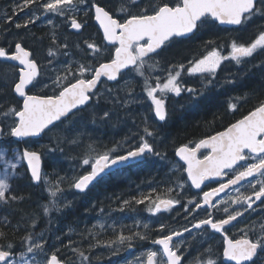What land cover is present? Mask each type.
<instances>
[{
  "label": "snow or ice",
  "instance_id": "6c2138e0",
  "mask_svg": "<svg viewBox=\"0 0 264 264\" xmlns=\"http://www.w3.org/2000/svg\"><path fill=\"white\" fill-rule=\"evenodd\" d=\"M85 4L88 5L87 10L81 9L80 6ZM33 5H38L37 11L40 14L32 12L23 23H15L16 29H27L42 15L54 14L65 18V24L79 34L86 26V21L81 22L78 19L80 12L83 11L84 17L92 12L102 29L103 41L107 42L102 48L95 42L85 40L83 43L90 54L87 63L70 60L59 67H52L53 59L61 54V49L67 50L69 45L66 42L67 37L64 38V43L59 42L55 31L58 25L49 19L47 23L53 30L49 33L52 46L47 49V57L52 59H48L46 64L38 63L34 51L25 46L24 36L14 41L12 45L0 46V63L11 64L14 70L11 91L22 100L19 105H9L6 109L0 110V141L14 137L17 138V142L24 140L25 143H29L24 138L49 135L50 138L55 137L57 143L56 148L41 145L39 150H30L27 147L9 150L7 147H0V161H3V175L0 176V204L10 206L13 202H22L30 198V194L29 196L10 194L13 191L10 181L22 178L23 174L17 169L23 161H26L30 173L28 179L34 186H40L49 197L47 203L41 205L45 217H51L53 210L63 213L71 209L72 201L67 200L63 195L62 185L68 177L60 176L55 171L53 173L44 171L42 153L63 152V149L59 148V143L62 141L72 145L80 143L83 133L75 132L73 136H68L67 133L74 128L78 116L83 111L91 109L93 123L97 118L102 122H111L115 116L117 119L114 125L118 124L120 120L117 108L127 111L130 105L143 103V100L137 98L135 80L132 78L139 76L143 78L141 87L145 99L150 101L149 111L154 113L159 121H166L169 118L166 106L169 94L178 97L182 93H188L195 99L209 86H214L217 71L225 61L240 65L257 52H264V31H260L250 43L233 40L228 55H223L219 48L213 47L206 55L194 56L187 64H171L167 68L162 67L161 62L156 59L172 44L182 39H192L202 29L209 28L217 22L242 27L253 17L264 16V0H179L177 3L163 2V0H111L106 6L90 0H47L43 3L41 0H22V3L15 6L13 12L15 14L17 9L22 11ZM5 21L10 22L11 17L6 16ZM207 43L213 44L214 41ZM108 45L114 46V54L110 55L106 62H99L98 66H95L92 61L103 57ZM75 47L79 49L80 45L76 44ZM62 54L69 55L68 51ZM42 67L44 71L41 70ZM146 69H158L165 75L163 77L145 75ZM185 74L200 77L201 88L184 85L182 76ZM86 76L90 78H85ZM45 77L50 83L45 82ZM120 80H123V84L116 90V94H113V89L106 86L103 91L97 87L106 81H116L119 85ZM3 82L9 83L7 79H3ZM225 83L235 82L225 80ZM34 89L39 92L48 89L53 94H36ZM121 91L124 93L123 96L119 94ZM247 99L248 94L231 97L228 109L236 111L241 101L246 102ZM102 100L111 106L101 109L102 115L97 117L96 109ZM142 122V135L131 133L122 140L116 141L112 147H105L103 151H97L94 144H88L87 151L80 158L79 166H90L91 170L84 175L72 176L68 186L83 195L90 190V186L107 179L120 166H125L130 161L140 164L152 157L166 159V153L155 146L156 132L150 127L147 115L143 117ZM201 149H211V151L203 159H199L197 153ZM121 151L123 154H120ZM176 154L186 163L184 171L187 172L191 186L202 191L199 200L193 196L187 201L188 205H192V209L187 205L184 206L187 214L184 218L187 220L188 216L197 214L201 209L206 214L205 218L195 220L190 227L181 230H168L166 234L164 233L167 225L161 223L159 225L161 234L152 240V244L159 246V250L149 249L128 264H182L188 248L197 244L203 245L214 239L216 234L222 238V252H217L209 243L200 254L206 256V259L197 257L189 264H217V258H226L234 264H264V223L259 226L246 225L238 229L241 233L239 238L229 235L231 229L236 227L233 222L253 210L257 201L264 205V100H260L253 110L230 124L224 131L201 139L195 147L184 144L176 150ZM178 171L179 165L174 167L173 175ZM229 173L232 174V178L226 183H219L218 187L208 191L202 190L201 186L205 181L221 178ZM245 181L247 183L244 186L251 190V194H245L238 187ZM230 187L234 189L235 196L215 201L220 193ZM184 188L185 182L177 179L175 187H168L166 192L172 193L176 189L184 191ZM156 192L157 190L153 188L151 193L123 200L119 211L123 212L127 209L130 212H138L136 205L145 204L147 201L144 210L155 215L170 212L181 203L177 198L179 192L176 197L167 198H162L158 193L153 197L152 194ZM232 205L236 207L232 208ZM100 211L103 212L104 209L101 208ZM219 216L223 218H218ZM40 218V214L33 212L24 213L15 225L8 221L7 216L0 220V225H8L13 234L20 230L25 232L19 238V245L23 250L18 254L14 242L0 244V264H92L90 250L93 248L105 246L113 249V254H116L122 248L132 249L134 242L138 243L150 238L148 223L134 221L135 227L148 230L141 232L132 231L129 226L114 221L107 226L115 234L113 238L98 239L99 232L94 233L89 229L88 235L94 238V242L89 243L87 249H82L73 247L76 242L70 236L76 230L69 227L68 243H61L60 248L48 256L46 246H54L48 239L52 230L45 228L36 232ZM52 222L51 219L48 220L49 224ZM97 227L103 231L106 225L98 222L93 225V229ZM184 233H188L189 238H185ZM7 235L3 227H0V240H5ZM61 239V236H55L57 243H60ZM61 248L71 251L76 259L73 260L72 256H67L63 260L58 258L56 253ZM37 257L43 258L37 259ZM96 259L99 260L100 257Z\"/></svg>",
  "mask_w": 264,
  "mask_h": 264
},
{
  "label": "rangeland",
  "instance_id": "374dc122",
  "mask_svg": "<svg viewBox=\"0 0 264 264\" xmlns=\"http://www.w3.org/2000/svg\"><path fill=\"white\" fill-rule=\"evenodd\" d=\"M91 1L92 0H90V2ZM102 1L104 3L111 2V0H100V2H102ZM43 2H47V0H41V3H43ZM19 3H22V0H0V27H5L3 29L6 32H12V33H14V35L16 37H20L22 32H24L25 35H28V37H30L31 44L33 45L34 48L37 49V52L42 59L51 58V57H47V49L52 45H51V43L45 42L46 41V39H44L45 37L44 38L42 36L37 37L38 36L37 31H29V30L26 31V29H23V28L22 29H16L15 23H17V22L21 23L20 20L21 19L25 20L29 15L32 14V12L35 11L37 13V15L40 14L37 11L38 5H33L30 8H25L22 11L17 9L15 14H14L13 9ZM80 7H81V9L86 10L88 8V5L85 4V5H81ZM81 12L78 16V19H81L83 22L86 21L89 23L88 29L83 33L77 34L76 32L72 31L70 26L65 24V22H64L65 18L55 16L54 14L42 15L41 18L38 21H36L35 24H33V26H39V27H41V26L43 27V25L50 26V25H48L47 21L49 19H52L54 21V23L56 25H58V27L55 29V31L57 32V35L59 37V42L64 43L65 42L64 38L67 37L66 42L68 43L69 48L67 50L61 49V54L57 55V57H56L57 59L58 58H65V59H69V60H74L73 58H84L83 59L84 61L80 60V62L81 63H87L88 59L90 58V54L88 53V50L86 49V46L83 43L85 40H88L89 42H95L98 45H100L102 48L105 47L106 42L102 40L103 35L100 32H98L92 26L93 23H92L91 14L89 13V15L87 17H84V15L82 16ZM6 16L11 17L10 22L5 21ZM15 16H16V18L14 19L13 17H15ZM83 17L85 20L83 19ZM6 28H14V29L9 30ZM28 28H33V27H32V25H30ZM20 31H22V32H20ZM260 31H264V16H257V17L252 18V20L247 25L242 27L241 29H237V30L232 29V30H229L227 32H223V34L220 36L219 40L215 41L213 44L204 45L203 47H201L200 45H196V47H194L192 50H190V52H188L186 54H181L180 50H178L179 47H177L176 44H174V45L172 44L168 48L166 53L165 52L163 53V58H160V59L158 58V60L161 62V66L164 68H167L171 64H179V63L187 64L188 60L192 59L194 56L201 57L203 55H206L207 52L211 51V49L213 47L219 48L223 55H228V53L230 52V45H231V42L233 40H237L238 42H242V43L247 44V43H250L252 40H254ZM50 32H51V28H50ZM31 36L34 38V41H33V38ZM76 44L80 45L79 49L75 47ZM172 49H173V52H175L174 56L168 57L167 52L171 51ZM64 51H68L69 55H67V56L63 55L62 53ZM113 54H114V47L108 45L107 48L105 49V55L103 57L99 58V60H93L92 63L95 66H97L99 62L107 61L109 56L113 55ZM164 59H165V61H164ZM255 68L257 69V71H259V70L263 71L264 70V52H257L256 54L253 55V57L248 58L247 60H245V62H243L240 65H236L233 62L225 61L221 65V68L217 71V75L215 78L217 80H219L220 84H222L224 86V85H226L225 80L230 78L229 80L234 81L235 80L234 78H237V79L239 78L238 73H240V72H238V71L241 70V74H243L241 77L245 78V77H247L245 75V72L248 70H254ZM149 74H151V76H153V74H155V76H161V77H163L165 75L164 72H161L158 69H156V70L146 69L145 75H149ZM132 78H134V80H135V93L138 94L137 98L140 99L141 94H142L140 90L142 89V87L140 90L138 89V87L142 85L141 83L143 82V78H141L139 76H134ZM182 79H183L184 85H186V86L195 87L197 89L201 88V78L198 76H187L185 74L182 76ZM122 84H123V81H122V83H120L115 88H111L107 85H104L100 90L103 91V88L106 86L109 89H113L114 90L113 94H116V90L119 89ZM142 92H143V90H142ZM119 94L121 96L124 95V93L122 91L119 92ZM170 96H172V99H171L172 111L171 112L173 114L174 119H176V121L184 118L186 116V114L190 113L189 108L192 106L193 101L198 100V98H199V97H197L194 99L188 93H182L178 97L175 96L174 94H170ZM144 99H145V97H144ZM145 100H147V99H145ZM143 105L146 106V102H144ZM138 106L139 105H137V104H133V105H130L129 108L127 109V111H125V112H124V109L117 111L119 120H122L121 126H120V122L116 125L110 126L107 124V122H102L99 118H97L96 122L93 123L91 114H88L86 116H80L79 117L80 120H87V123H85L83 125V129L81 128V129H75L74 130L76 132L83 133L81 140H80V143L77 145H72V144L64 141L63 145H61L59 143V148L63 149V152L57 151L55 154H50V153L44 152V156L47 157L48 159H50V161H51L50 162L51 170L49 173H53L55 171V173H58L60 176L68 177V179L62 185V187L64 188L63 195L67 200L74 202V200H71L72 194H74V196H73L74 199H77V198L84 195V194L83 195L78 194L74 189L70 188L68 185L71 183V177L72 176L83 175L84 173L91 170L90 166H83V167L79 166L81 163L80 158L87 151V145L88 144H90V143L94 144L97 151H103L105 149V147H112V145L116 141H120L125 137V136H120L118 132L122 131V130H127L128 125H130V123H132L133 126H135L133 130L134 131L137 130L138 134L142 135L143 134V132H142L143 122H141V121L145 115L148 116L150 127L152 128V130L154 132H156V136H159L158 135L159 131L156 130V128L153 126V122L151 120V115L147 114L145 112V109L141 110ZM105 108H108V106L103 104L102 102H100L99 107L96 109L97 117L102 115L101 109H105ZM116 119H117V117H116ZM116 119L113 118V121H111L110 123L114 122ZM106 128H108L110 130V132H107ZM74 131L73 130L69 131L70 133H67V135L73 136ZM161 139L162 138H159V141ZM162 142L160 144H158L160 151L166 150L167 152L170 153L171 149L169 150V148L167 146L168 144H166L167 141H162ZM164 142H165V144H164ZM67 144H68V146H66ZM47 146H50L52 148L57 147V146L55 147L53 144H51V145L47 144ZM177 148H178V145L174 148V150H176ZM11 149H14V148H11ZM15 149H18V148H15ZM73 157H75V159H73ZM60 162H62V166H59ZM22 163H25V162L23 161ZM54 165H55V168H54ZM171 165H172V168L174 169L175 166H177V165L180 166V161L178 159L177 160L172 159ZM17 171H18V169H17ZM2 175H3V161H0V176H2ZM55 178H56L55 175H53V179H55ZM10 183H11V181H10ZM241 191L243 192V190H241ZM178 192H179V196L177 198L180 199L181 203L176 205L172 211L158 213L155 215L152 213H149L147 211H146V214L144 216H141L139 214L137 220L141 221L142 223H148L150 226V238L148 240L141 241L138 243L134 242V247L132 249L125 250L122 248L116 254H113V249H109L105 246H99V247L93 248L90 250L91 251L90 259L92 260V264H128V262L133 261V259L135 257H140L141 253L147 252L149 249L159 250V246L152 244V240H154L155 238H157L158 235L161 234L159 232V225L161 223H164L167 225V228H166L164 234H166L168 230L175 229V227L177 226V224L173 222L174 221L173 218H174L175 214L177 212L178 213L184 212V206L185 205H187V207L189 208L187 201L192 198V194H190V191L188 189L187 181L185 182L184 191H180L178 189ZM235 195H236V193L233 195H230L229 197L235 196ZM226 199H228V198H226ZM101 208L102 207L96 208L95 210H93V209L91 210V214L94 215V218H93L95 220L94 223L89 224V222L87 220H85V221L83 220L82 224L83 223H85V224L80 226L78 230L75 229L76 231L72 235L76 234V236H74V239H72V240L75 241L76 243L73 244V247H80L82 249H87L89 243L94 242V238L92 236L88 235L87 230L92 229V231L94 233L99 232V235H103V234L108 233L107 231L110 228H108L107 226L111 225L114 221L117 224L129 226L132 229V231H141V232H147L148 231V230L143 229L142 227H140V228L135 227L134 221H136V220L130 218V216L127 212L122 213L121 211H119V208H115L112 210L107 209V208L106 209L103 208L104 209L103 212L100 211ZM53 211H54V213L51 214V217H45V223L47 224V226L43 227V229H45V228L51 229L52 227H49L48 220L51 219L53 221L51 223V226H52V225L56 224L57 217L59 215L61 216L64 214V212L58 213L55 210H53ZM181 217H183V220H185V218H184V216H182V214H181ZM98 222L105 223V225H106L105 230L101 231L98 227L93 229V225L98 224ZM184 222H186V220ZM184 222L181 223V226L184 224ZM39 225L40 224H38V226ZM41 230L42 229H40L39 231H41ZM39 231H37V232H39ZM52 232H53V230H52ZM52 232L49 233L48 239H49L50 243L54 246H52V247L46 246V253L48 254V256H50L51 253L55 252L57 248H60L61 243L67 244L68 243L67 241L69 239L68 238L69 237L68 236L69 235L68 234V228H66V227H65V229H63V235H67L68 237L64 241H62V239H61L60 243H57L55 241V236L57 234L55 233V235H53ZM81 234H83V235H81ZM126 234H127V230H126ZM114 235L115 234L113 233V236ZM185 238H189V236L185 237ZM209 243L212 244L213 248L218 252L219 245L213 239L208 241L207 243H205L203 245H199V244L194 245V246L188 248L187 251L185 252L183 264H189L190 261H194V259L197 257H199L200 259H206V256H201L200 254L204 251L205 248L208 247ZM22 250L23 249L21 247L18 248L16 250L17 254ZM182 251H183V249H182ZM56 254L58 255V252ZM60 255H62L63 259H65L67 256H72V253L68 249L61 248ZM96 257H100V259L97 260ZM42 258L43 257H37V259H42ZM72 258H73V260L76 259L75 256H72ZM219 260H220V258H217V264H223V261L221 260L219 262Z\"/></svg>",
  "mask_w": 264,
  "mask_h": 264
},
{
  "label": "trees",
  "instance_id": "16d2710c",
  "mask_svg": "<svg viewBox=\"0 0 264 264\" xmlns=\"http://www.w3.org/2000/svg\"><path fill=\"white\" fill-rule=\"evenodd\" d=\"M176 1L179 2V0ZM102 3L104 2L102 1ZM109 3L110 2L104 4L106 6ZM13 18L15 19L16 16ZM23 21L24 19L20 20L21 23H23ZM32 27L33 28H29V31H36L37 29V31L39 32H37V37H45L44 39H46L47 43H51L49 39L50 28L52 31L51 26L43 25V27H39L32 25ZM242 27L237 29H241ZM229 30L232 29L224 28L218 23H215L209 28L202 29L192 39H182L174 44L179 47L178 50H180L181 54H186L190 52V50H192L194 47H196V45H200L201 47H203L204 45H208V41L215 42L219 40L223 32H227ZM174 53L175 52H173L172 49L171 51L167 52V56L172 57L174 56ZM225 84L226 85L223 86V90H219L218 92L213 91V93L210 94L209 97H207L206 101H203V103L200 105L201 109L199 111L190 112L186 114L184 118L177 120L172 130L167 128L162 131L159 130L158 135L162 139L160 141L159 139H157V143L160 144L162 141H167L166 144H168L167 146L169 150L171 149L169 153L171 155L170 160L163 161L155 157L149 158L143 163H135L129 166L125 173L122 175L119 174L117 176H109L107 179L95 184V186H92L86 194L77 199H74V194H72L71 200H74V202H72L71 209L65 211L63 215H59L56 219V224L52 226L51 224H49V227H52L51 230H53V235H55L56 233L57 235L61 236L62 241H64L69 236L63 235V229H65V227H72L78 230L80 226L85 224H82L83 220H87L89 224L95 222V220L93 219L94 215L91 214L92 209L95 210L96 208L102 207L112 210L115 208H119L123 200L128 199L132 196L139 197L141 194L151 193V190L153 188L157 190L156 193L152 194L153 197H155L157 193L160 194L162 198L176 197L178 189H176V191L172 193H167V188L175 187V181L177 179H179L181 182H186L187 180V175L184 171L185 167L181 163L179 166V171L176 172L175 175H173L171 160H177L174 150V148L178 145L176 142L183 141L190 137L203 135L216 126H220L227 123L228 121H231L234 118L242 116L243 113L248 109V105L241 104L239 112L231 113L232 111L230 112V110L228 109V103L231 97L243 94L244 91H249L250 96L254 100L253 105L256 106L260 100H264V71H257V69L255 68L254 74L249 77L247 76L245 78H242V81L234 85H227V83ZM85 113H83V116H86ZM85 122L87 123V120H85ZM134 127L135 126L130 123L127 130H122L118 133L120 136H128L131 133L138 134L137 130H133ZM106 131L110 132L108 128H106ZM75 132L76 131H74V133ZM63 142L64 141L60 142V144L63 145ZM53 145L56 147L57 143ZM66 146H68V144ZM11 148L12 146H10L9 150H11ZM14 148L18 147L15 146ZM50 162V159L46 157L44 167L45 171L48 173L51 170ZM59 166H62V162L59 163ZM18 172L23 174L22 178L13 179L11 181L13 191L10 194L25 196H29L30 194V198L25 199L22 202H13L10 204V206H4L0 204V220H2L3 217L7 216L8 221L12 225H15L20 221L21 216L24 213L31 214L35 212L40 214L41 216L39 222L40 225H37L35 229V231L37 232L40 229H43V227L47 226V224L45 223V216H43L42 214L41 205L47 203L49 197L40 186H34L32 182H30V180L28 179V176L30 174L25 163H21L20 167L18 168ZM147 203L148 202L145 201V204L136 205V208L139 210L138 212H130L126 209L122 213L127 212L130 218L137 220L139 214L141 216H144L146 214V211L144 209L146 208ZM52 213H54V211ZM181 214L184 217L185 215H187L185 211L180 213L177 212L175 214L173 218V222L177 224L175 229H180L183 226H181V223H183L185 220H183ZM0 227H3L4 231L8 233L5 240H0V244H6L8 241H12L15 243V250L20 248L19 238L23 236L25 232L23 230H20L13 234L8 225L4 224L0 225ZM107 232L108 233L106 234L99 235L98 238L101 240H105L114 237L111 229H109ZM74 236H76V234H71L70 238L74 239ZM58 255L62 258V255H60V251L58 252ZM221 260L222 258H220L219 262Z\"/></svg>",
  "mask_w": 264,
  "mask_h": 264
},
{
  "label": "flooded vegetation",
  "instance_id": "af4514ba",
  "mask_svg": "<svg viewBox=\"0 0 264 264\" xmlns=\"http://www.w3.org/2000/svg\"><path fill=\"white\" fill-rule=\"evenodd\" d=\"M98 1L97 0H92L91 2L99 3L102 6H105V4L102 3V2H100V0H98ZM163 2L177 3L176 0H163ZM89 13L92 16V23H93L92 26L98 32H100L102 34V31H101L100 27L98 26V24L95 21L94 14L92 12H89ZM81 14L83 16V11L81 12ZM83 19H84V17H83ZM81 22H83V21L81 20ZM88 25H89V23L86 22L85 28H83L80 33L85 32L88 29ZM3 28H5V27H0V46L7 47L9 45H12L14 43V41L18 40L21 36H24V37H26V39L24 40L25 46L28 47V48H30V49H32L34 51V54H35V56H36L39 64L44 65V64L47 63V60L48 59H52V58H44V59H42L40 57V55L38 54L37 49L34 48L33 45L31 44L30 37H28V35H25L24 32L20 31V32H22V34L20 35V37H16L14 35V33H12V32H6ZM6 29L11 30V29H14V28H6ZM27 30H29V28H27L26 31ZM36 31H37V29H36ZM33 40H34V38H33ZM102 40H103V38H102ZM45 42L47 43V41H45ZM168 48L165 49V50H163L161 52V55L158 56L156 59L158 60V58L159 59L160 58H163V53L164 52L166 53V51L168 50ZM73 59L74 60H79V61L80 60L81 61H84L83 60L84 58H73ZM69 61H70L69 59H65V58H58V59L55 58V59H53L52 67H59V66L65 64V63H68ZM164 61H165V59H164ZM41 70L44 71L43 67H42ZM13 71L14 70H13V67H12L11 64H8V63H0V78L7 79V81L9 82L8 84H5L3 82V79H0V106H2V108H0V110L6 109L9 105H19L20 103H22V100H20L19 98H17L13 94V92L11 91V81L14 79V76L12 74ZM238 72H240V73H238V75H239L238 77L239 78L238 79L237 78H234L235 80L233 79L234 82H235V83H232L233 85L236 84V83H238V82H240V81H242V79H241L242 77L241 76L243 74H241V70L238 71ZM50 74L51 73H49V75ZM250 74L253 75L254 74V70H248V71L245 72V75L248 76V77L251 76ZM152 77H155V74H153ZM85 78H90V77L86 76ZM229 79H227V80H229ZM122 81L123 80H120V83H122ZM45 82L50 83V80H48V78L45 77ZM72 82H74V81H72ZM104 85H107V86H109L111 88H115V87L118 86L117 82L112 83V82L106 81V82L102 83V85H100L99 89H101ZM138 89L140 90L141 89V86H139ZM222 89H223L222 84H220L219 80H217L216 78H214V86H209L203 92V94L201 96H199L198 100L193 101L192 106L189 108V112H197V111H199L201 109L200 105L203 103V101H206L207 97H209V95L212 94L213 91L218 92L219 90H222ZM33 91L36 92V94H47V95H52L53 94L52 91H50L48 89H44L43 92H39L36 89H34ZM140 91L142 93L140 99L143 100V103H140V104H137V105H139L138 107L141 110L145 109V112L147 114H150L151 115V120H152L153 126L156 128V130H158V131L161 130L162 131V130H164L166 128L172 130L174 128V126H175V123H176V119H174L173 114L171 112L172 111V107H171V99H172V96H170V94H169L168 99H167V102H166V106H167L168 112H169V118L166 121L161 122V121H159L155 117L154 113H152V112L149 111L150 102L144 99L145 93L142 92V89ZM244 94H248L247 101L246 102L241 101V103L238 105V108H237L236 111H232V112L230 111L231 113H237L240 110L241 104L242 105L243 104L244 105H248V109L243 113L242 116L237 117V118H234L231 121H228L227 123L222 124L220 126H216L215 128L211 129L210 131H207L206 133H204L203 135H199V136H195V137H190V138H187V139H185L183 141H177L176 143L178 144V146L187 144L190 147H195V145L201 139H203L205 137H208V136H211V135H214L215 133L226 129L230 124L234 123L238 119H240L243 116H245L246 114H248V112L251 111V110H253L254 107H256L257 105L256 106L253 105L254 104L253 103L254 100L250 96L249 91L248 92L247 91H244L243 94L236 95V96H242ZM101 102L103 104L107 105L108 107L111 106L110 104H106L103 100ZM144 102H146V106L143 105ZM120 110H123V109H121V108H117L116 109V111H120ZM85 112H87L88 114H91V109L89 108L88 110L83 111L78 116L77 122H76V124H75V126H74V128L72 130L81 129V128L83 129V125L86 122H85V120H80L79 117L80 116H83V113H85ZM124 112H125V110H124ZM87 113H85V114L88 115ZM113 118L116 119L115 116ZM114 122H112V123L107 122V124L110 125V126H112V125H114ZM121 124H122V120H120V126H121ZM159 138H160L159 136H156L155 146H156L157 149L159 147L158 146V143H157L158 142L157 139H159ZM25 140H28L29 143H25L24 140H19V142H17L16 139H14L12 137H9V138L4 139L3 141H0V147H7L9 149L10 146H12V148H14L15 146H17L20 149H23V148L27 147L30 150H32V149L39 150V148H40L41 145H47V144L48 145H51V144H55L56 143V138L55 137L50 138L49 135H42L41 137L28 138V139H25ZM158 150H160V149H158ZM162 152L166 153V159H164L163 161H167V160H170L171 159V155L169 154V152H167L166 150H163ZM209 152H210L209 149L203 150V151H201L199 153V157L200 158H203L205 155H208ZM42 155H43L44 160H45L46 157L44 156V153H42ZM171 167H172V165H171ZM127 169H128V167L118 169L117 171H115L114 173L110 174L109 176H117L119 174L122 175V174L125 173V171ZM230 178H232V174L231 173H229V175H227V177L224 178V179L214 180V181H211V182L207 183L202 188V190L203 191H208V190H210L213 187H218L219 186V183H226L227 180L230 179ZM186 181L188 183V189L190 191V194H192V197L195 196L197 198V200H199L200 197L202 196V191L201 190H195L193 188V186H191L190 181L188 179ZM246 183L247 182H244L241 185H238V187H240L241 190H243V192H245V194H251V190L250 189H246L245 186H244ZM257 190H258V187H257ZM233 194H235V191H234V189H231L227 194L223 195L222 197H220L216 201L225 200L226 198H228L230 195H233ZM253 199H255V197H253ZM231 207L232 208H235L236 206L235 205H232ZM189 209H192V205H189ZM214 214H215V212H214ZM205 215L206 214L204 213L203 209L198 210V213L197 214L188 217V219L186 220V222H184L182 228H184V227H190L192 222H194L195 220L201 219V218H205ZM218 218H223V216H219ZM233 223L236 225V227H234V228L231 229V231L229 232V235L232 236L233 238H239V236L241 235V233L238 231V229L244 228L246 225L247 226H252V225L259 226V224L264 223V205H262L259 201H257V203L253 206V210H250L249 212H246L242 218H238V221L233 222ZM182 228L176 229V230H181ZM195 231L196 230H193V232H195ZM188 236H189V234L187 233L185 235V237H188ZM213 240H215V242H217L218 245H219L218 252H222V238H221V236L219 234H216L215 235V238ZM222 260H223V258H222ZM182 264H183V262H182ZM223 264H234V263H224V260H223Z\"/></svg>",
  "mask_w": 264,
  "mask_h": 264
},
{
  "label": "water",
  "instance_id": "95a60500",
  "mask_svg": "<svg viewBox=\"0 0 264 264\" xmlns=\"http://www.w3.org/2000/svg\"><path fill=\"white\" fill-rule=\"evenodd\" d=\"M96 21V20H95ZM96 23L98 24V26L100 27V25H99V23L96 21ZM218 23V22H217ZM220 26H222V27H225V28H238V27H240V26H236V25H231V24H220V23H218ZM101 29V28H100ZM72 30V29H71ZM72 31H74V32H76L75 30H72ZM101 31H102V29H101ZM103 33V32H102ZM107 43V42H106ZM104 62H106V61H104ZM126 71V70H125ZM104 80V78H102V81ZM109 82H112V83H114V82H116V81H109ZM100 85H102V84H99L97 87L99 88L100 87ZM247 115V114H246ZM241 119V118H240ZM239 120V119H238ZM161 122H163V121H161ZM236 122V121H235ZM234 122V123H235ZM225 130V129H224ZM224 130H222V131H224ZM219 132H221V131H219ZM216 134V133H215ZM214 134V135H215ZM212 136V135H211ZM209 137V136H208ZM12 138H14V137H12ZM32 138H36V137H32ZM207 137H205V138H203V139H206ZM14 139H16L17 140V138H14ZM24 139H28V138H24ZM182 145H180L179 147H181ZM178 147V148H179ZM190 147V146H189ZM177 148V149H178ZM176 149V150H177ZM203 150H207V149H201L198 153H197V157L199 158V159H203V158H200L199 157V153L201 152V151H203ZM210 151H211V149H209ZM123 154V153H122ZM176 156H177V158L186 166V163L183 161V160H181L180 159V157L176 154ZM25 162V164H26V167H27V162L26 161H24ZM132 164H135V162H128V164L127 165H125V166H120L118 169H121V168H125V167H128V166H130V165H132ZM42 168L44 169V157H43V155H42ZM187 173V172H186ZM30 174V173H29ZM84 174H86V173H84ZM83 174V175H84ZM227 176H224V177H221V178H215V179H210V180H207V181H205V183H204V185H202L201 186V188H203L207 183H209V182H211V181H214V180H220V179H224V178H226ZM190 181V180H189ZM246 182V181H245ZM190 183H191V181H190ZM242 183H244V182H242ZM241 183V184H242ZM91 187V186H90ZM193 188L195 189V190H201V189H196L194 186H193ZM231 189H233V188H229V189H226L225 190V192H223V193H220V195L218 196V197H216L215 198V201L217 200V199H219L220 197H222L223 195H225V194H227ZM214 201V202H215ZM187 233H184V235H186ZM58 258H60L59 257V255H58ZM61 259V258H60ZM223 260H224V263H234V262H232V261H229V260H227L226 258H223Z\"/></svg>",
  "mask_w": 264,
  "mask_h": 264
},
{
  "label": "bare ground",
  "instance_id": "6f19581e",
  "mask_svg": "<svg viewBox=\"0 0 264 264\" xmlns=\"http://www.w3.org/2000/svg\"><path fill=\"white\" fill-rule=\"evenodd\" d=\"M264 71V70H263ZM229 75V74H228ZM228 85V84H227ZM223 86V85H222ZM223 90V89H222ZM142 122V121H141ZM154 164V163H153ZM156 166V165H155ZM163 166V165H162ZM148 168V167H147ZM139 170V169H138ZM146 172V171H145ZM141 173V172H140ZM149 173V172H148ZM155 174V173H154ZM44 195V194H43ZM107 198V197H106Z\"/></svg>",
  "mask_w": 264,
  "mask_h": 264
}]
</instances>
